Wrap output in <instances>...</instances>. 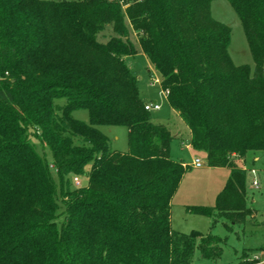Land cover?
Returning a JSON list of instances; mask_svg holds the SVG:
<instances>
[{
	"label": "trees",
	"instance_id": "obj_1",
	"mask_svg": "<svg viewBox=\"0 0 264 264\" xmlns=\"http://www.w3.org/2000/svg\"><path fill=\"white\" fill-rule=\"evenodd\" d=\"M211 1L0 0V264H192L195 251L203 260L221 257L223 241L210 232L171 230V199L188 168L172 160L174 137L150 121L123 63L144 55L190 148L205 153L207 167L229 170L214 206L187 212L243 223L251 213L245 173L230 156L264 152V0H226L252 70L232 64L230 29L210 16ZM75 110L87 111V125ZM99 126L124 127L127 152L110 149ZM31 138L51 156L58 196ZM88 163L87 185L70 188L68 177Z\"/></svg>",
	"mask_w": 264,
	"mask_h": 264
},
{
	"label": "rangeland",
	"instance_id": "obj_2",
	"mask_svg": "<svg viewBox=\"0 0 264 264\" xmlns=\"http://www.w3.org/2000/svg\"><path fill=\"white\" fill-rule=\"evenodd\" d=\"M209 12L215 21L230 29L227 52L232 64L235 66L247 65L252 70L253 62L242 26L229 3L226 0H213L210 3ZM110 35V28L106 27L100 35V40L105 42ZM128 36L130 42L138 49L136 33L129 29ZM123 63L131 75L136 78L140 101L143 104L155 102L159 106L158 110L149 111L148 116L153 124L166 126L174 137L170 144L172 160L181 162L188 168L182 175L171 199L169 220L171 230L185 235L193 231L200 234L210 232L223 241L222 255L218 260H203L195 251L192 264H264V152H247L242 158L230 156L234 165L243 169L245 173V203L251 213L243 223H232L223 218L212 219L187 212L188 207L214 206L218 190H222L229 176V170L227 168L224 170L207 168L205 153L203 151L196 152L190 148V134L181 119L170 109L160 88V76L144 55L138 51L133 56L123 57ZM54 104L61 106L63 100H55ZM72 117L82 124L87 125L89 122V116L85 110L73 111ZM97 130L107 138L110 149L119 153L127 152V131L124 127L99 126ZM30 142L36 153L48 165L58 196L59 180L52 168L49 152L36 139L31 138ZM194 159L201 161L200 168L191 166ZM90 164H86L81 175L76 176L78 183L73 182L72 176L68 177L70 188H83L87 185L86 175ZM250 170H254L257 175L258 186L254 189L249 188ZM60 221L61 218H58L57 222ZM255 255L259 257V261L256 263L252 262Z\"/></svg>",
	"mask_w": 264,
	"mask_h": 264
},
{
	"label": "built area",
	"instance_id": "obj_3",
	"mask_svg": "<svg viewBox=\"0 0 264 264\" xmlns=\"http://www.w3.org/2000/svg\"><path fill=\"white\" fill-rule=\"evenodd\" d=\"M154 82H156V80H154ZM143 108L145 111L149 112V111L158 110L159 106L155 102H153V103H149V104H144ZM191 166L194 168H200L202 166V163L198 159H194L191 162ZM249 175L251 176V180L249 182V188L254 189L258 186L257 175H256L254 170H250ZM73 182L78 183L77 177L73 178ZM253 260L259 261V257L257 255H255V256H253ZM263 261H264V259H263Z\"/></svg>",
	"mask_w": 264,
	"mask_h": 264
},
{
	"label": "crops",
	"instance_id": "obj_4",
	"mask_svg": "<svg viewBox=\"0 0 264 264\" xmlns=\"http://www.w3.org/2000/svg\"><path fill=\"white\" fill-rule=\"evenodd\" d=\"M163 95H164V97H165V94H164V92H163ZM166 99V98H165ZM174 113V112H173ZM175 114V113H174ZM176 115V114H175ZM177 116V115H176ZM178 117V116H177ZM180 119V118H179ZM184 124V123H183ZM186 127V126H185ZM187 129V128H186ZM187 131H188V129H187ZM189 132V131H188ZM171 133V132H170ZM190 134V133H189ZM176 138V137H175ZM182 165L184 166V164L182 163ZM207 168H210V169H215V170H218V169H221V170H224L225 168H212V167H207ZM243 170V169H242ZM221 191V189L220 190H218V193Z\"/></svg>",
	"mask_w": 264,
	"mask_h": 264
}]
</instances>
